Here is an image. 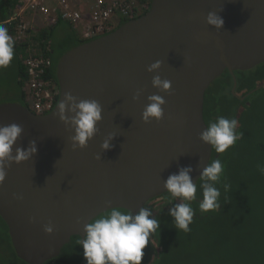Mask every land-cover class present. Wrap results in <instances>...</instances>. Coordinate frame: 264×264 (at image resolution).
<instances>
[{
    "label": "water",
    "instance_id": "95a60500",
    "mask_svg": "<svg viewBox=\"0 0 264 264\" xmlns=\"http://www.w3.org/2000/svg\"><path fill=\"white\" fill-rule=\"evenodd\" d=\"M209 12L223 19L220 30L206 24ZM156 61L160 69L148 72ZM263 64L264 0H151L141 16L62 54L55 65L59 95L52 111L38 116L18 102L0 103V126L23 128L13 155L32 141L37 149L27 161L9 165L0 183V219L16 257L26 264L57 258L107 208L135 214L167 193L164 182L180 168L191 167L197 183L212 154L199 139L207 127V89L227 72L235 95L234 73ZM157 75L171 82L168 92L152 87ZM66 93L95 100L102 109L84 149L73 148V129L59 120ZM154 94L165 101L163 117L144 123L141 114ZM109 135L111 150L101 152ZM47 225L51 234L43 231Z\"/></svg>",
    "mask_w": 264,
    "mask_h": 264
},
{
    "label": "trees",
    "instance_id": "16d2710c",
    "mask_svg": "<svg viewBox=\"0 0 264 264\" xmlns=\"http://www.w3.org/2000/svg\"><path fill=\"white\" fill-rule=\"evenodd\" d=\"M16 5L17 0H0V21L13 17ZM17 23L0 25H4L8 34L14 37ZM29 40L38 43L39 55L51 61L52 65L44 70L43 79L56 84L58 58L85 43L64 22L39 28L34 33L25 32L22 41L13 40V59L5 67H13L16 71V88L10 101L27 108L30 100L23 90L27 78L22 61L28 57L26 47ZM234 75L237 82L235 95L231 93L232 77L225 72L209 86L204 97L206 126L220 116L234 118L238 121L237 132L241 134V138L224 153H217L212 148L210 162L219 159L224 165L223 176L217 184L221 193L220 207L207 212L199 209V199H202L199 179L196 183L198 201L192 202L194 216L190 231L185 233L175 229L168 215L169 208L179 201L171 200L168 193L151 199L144 207L150 209L153 217L161 223L143 249L141 264H264V175L257 170L258 165H264V85L243 100L236 98L264 83V64ZM225 184L230 186L228 191L224 189ZM78 240V237H72L60 255L45 264H80L83 251ZM18 261L26 264L16 257L6 226L0 219V264H17ZM83 264H86L85 259Z\"/></svg>",
    "mask_w": 264,
    "mask_h": 264
},
{
    "label": "clouds",
    "instance_id": "9594fccd",
    "mask_svg": "<svg viewBox=\"0 0 264 264\" xmlns=\"http://www.w3.org/2000/svg\"><path fill=\"white\" fill-rule=\"evenodd\" d=\"M206 24L220 30L223 27V19L218 14L209 12ZM13 47L14 42L8 34V29L0 25V68L11 63ZM160 67V61H156L147 70L150 73L156 72ZM151 85L161 92H168L171 82L161 80L157 75L153 76ZM245 95L242 96V100L246 98ZM164 104L162 96L155 94L148 96L141 114L142 122H159L163 117ZM101 112V106L95 100H78L71 93L64 95L58 106V116L62 123L73 129L71 143L74 149H84L88 141L94 137L97 132L96 125L101 120ZM237 125L236 119L220 116L207 125L200 133L199 139L217 153H224L241 138V134L237 132ZM22 132L23 128L15 123L0 126V183L5 179V169L9 165L27 161L37 151L36 143L32 141L26 150L16 147L13 155V146ZM113 139L114 136L109 135L102 142L101 152L111 150ZM257 170L264 175V165H258ZM192 171L191 167L180 168L177 173L169 175L163 184L171 200L179 201L169 208L168 215L172 218L175 229L185 233L190 231L189 225L194 216L191 205L196 200L197 192V184L193 183L191 178ZM223 173L224 165L219 159L207 162L203 168L199 177L201 180L199 187L202 190V200L199 203L201 211L207 212L220 207L221 193L217 184L221 181ZM229 187L225 184V191H228ZM160 223L146 207H141L135 214L123 207H109L104 214L97 215L84 225V237L79 239L77 244L83 251L86 264H141L143 249L150 243L149 238L159 230ZM43 231L45 234H51L53 228L47 225Z\"/></svg>",
    "mask_w": 264,
    "mask_h": 264
},
{
    "label": "built area",
    "instance_id": "2783aa9c",
    "mask_svg": "<svg viewBox=\"0 0 264 264\" xmlns=\"http://www.w3.org/2000/svg\"><path fill=\"white\" fill-rule=\"evenodd\" d=\"M151 0H17L10 21H17L14 41L24 40L25 32L66 23L79 40L88 42L117 29L120 24L141 16ZM8 21V23L10 22ZM26 40V39H25ZM28 57L22 61L27 80L23 90L30 100L29 109L36 115L48 114L58 99L56 83L44 80V70L51 61L40 56L38 43L29 40ZM36 56V57H33ZM57 102V101H56Z\"/></svg>",
    "mask_w": 264,
    "mask_h": 264
},
{
    "label": "rangeland",
    "instance_id": "374dc122",
    "mask_svg": "<svg viewBox=\"0 0 264 264\" xmlns=\"http://www.w3.org/2000/svg\"><path fill=\"white\" fill-rule=\"evenodd\" d=\"M15 74H16V71L14 70L13 67H11V68H5V67L0 68V103L13 102V101H10V97L12 95V92L15 91V88H16L14 85ZM223 76H221V77H223ZM217 80L214 82V84L217 82ZM257 81H259L258 78H257ZM240 93H242V92H240ZM201 198H202V195H201ZM199 200L201 201L202 199H199ZM196 201H198V200H196ZM17 264H21V263L18 261ZM215 264H216V262H215Z\"/></svg>",
    "mask_w": 264,
    "mask_h": 264
},
{
    "label": "crops",
    "instance_id": "0c3cea01",
    "mask_svg": "<svg viewBox=\"0 0 264 264\" xmlns=\"http://www.w3.org/2000/svg\"><path fill=\"white\" fill-rule=\"evenodd\" d=\"M11 18H12V17H10V18L7 19V20H6V19H5V20L3 19L5 22L2 20V21H0V24H4V25H5L6 23L9 24L10 22H12V21H10ZM8 21H10V22L8 23ZM73 32H74V34H76L75 31H73ZM9 65H10V64H9ZM9 65H8V66H9Z\"/></svg>",
    "mask_w": 264,
    "mask_h": 264
},
{
    "label": "flooded vegetation",
    "instance_id": "af4514ba",
    "mask_svg": "<svg viewBox=\"0 0 264 264\" xmlns=\"http://www.w3.org/2000/svg\"><path fill=\"white\" fill-rule=\"evenodd\" d=\"M242 93H243V91H242ZM242 93H240V94H242Z\"/></svg>",
    "mask_w": 264,
    "mask_h": 264
},
{
    "label": "bare ground",
    "instance_id": "6f19581e",
    "mask_svg": "<svg viewBox=\"0 0 264 264\" xmlns=\"http://www.w3.org/2000/svg\"><path fill=\"white\" fill-rule=\"evenodd\" d=\"M76 36V35H75Z\"/></svg>",
    "mask_w": 264,
    "mask_h": 264
}]
</instances>
